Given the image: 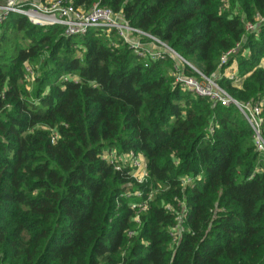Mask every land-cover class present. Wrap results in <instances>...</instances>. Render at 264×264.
Wrapping results in <instances>:
<instances>
[{
    "label": "trees",
    "instance_id": "1",
    "mask_svg": "<svg viewBox=\"0 0 264 264\" xmlns=\"http://www.w3.org/2000/svg\"><path fill=\"white\" fill-rule=\"evenodd\" d=\"M73 2L123 13L238 103L264 100V25L246 32L264 0ZM64 32L15 14L0 27V264H264V153L239 108L184 91L173 60L140 59L115 32ZM239 44L228 67L249 76L235 85L218 74ZM112 149L142 154L147 181L105 160Z\"/></svg>",
    "mask_w": 264,
    "mask_h": 264
},
{
    "label": "built area",
    "instance_id": "2",
    "mask_svg": "<svg viewBox=\"0 0 264 264\" xmlns=\"http://www.w3.org/2000/svg\"><path fill=\"white\" fill-rule=\"evenodd\" d=\"M21 15L27 17L35 26L49 28L62 27L66 37L85 36L92 29L103 30L110 34L115 32L116 35L124 40L132 49L136 57L143 60H167L174 62L171 76L175 79L184 91H190L195 95L208 98L215 104L222 106H230L234 104L244 114L254 131V138L258 150L264 153V133L263 127V109L264 100L257 103L240 104L234 100L216 81V78H208L196 69L190 62L183 59L178 53L170 48L165 42L159 38L146 33L138 28L132 27L123 13H116L112 9L96 3L89 11L76 8L73 0H0V27L11 15ZM256 23H246V32L256 33V29L260 25H264V17L257 15ZM241 44L235 50L226 53L221 60L219 77L229 79L235 85H241L249 74L240 72L239 68L234 64L228 67L230 59L235 56L241 49ZM247 56L250 52L246 51ZM80 57L82 55L80 54ZM226 69L221 70L222 67ZM186 69L197 73L200 78L193 75H187ZM27 80H34L35 69L32 65H27ZM64 81L76 80L72 75H66L62 78ZM104 159L115 169H121L122 165L130 168L132 177L139 183L143 184L149 178L148 165L146 158L142 154L130 152L121 156L116 150H108L104 154ZM122 164V165H121ZM202 175L197 177L186 176L183 179V187L192 186L195 182L201 181ZM155 192H151L144 203L133 204L132 209L139 212L148 210V202L152 201ZM142 198L141 192L128 193L127 198ZM167 210L176 212L170 205ZM177 225L174 226L171 235L174 242H178L182 233L185 231L182 219L178 215ZM137 223L140 222V216L135 218ZM131 237L134 236L130 232Z\"/></svg>",
    "mask_w": 264,
    "mask_h": 264
},
{
    "label": "rangeland",
    "instance_id": "3",
    "mask_svg": "<svg viewBox=\"0 0 264 264\" xmlns=\"http://www.w3.org/2000/svg\"><path fill=\"white\" fill-rule=\"evenodd\" d=\"M245 55H246V54H245ZM263 61H264V60H263ZM263 61H262V62H263ZM262 62H261L260 67L264 69V64H263V66H262ZM34 64H35V67H36V70H35L36 72H35V75H34V80H35L36 78L40 77V75H41V72H39V68H40L41 64H40L39 61H36ZM234 64H235V63H234ZM192 65H193L196 69L199 70V68H198V66H197L196 64H193V63H192ZM235 65H236L237 68H238V65H237V64H235ZM191 74H192L194 77L200 78L199 75H198L197 73H195V74H194V73H191ZM191 74H190V75H191ZM34 80L31 81L30 85L33 86L32 83L34 82Z\"/></svg>",
    "mask_w": 264,
    "mask_h": 264
},
{
    "label": "crops",
    "instance_id": "4",
    "mask_svg": "<svg viewBox=\"0 0 264 264\" xmlns=\"http://www.w3.org/2000/svg\"><path fill=\"white\" fill-rule=\"evenodd\" d=\"M263 61V60H262ZM263 64H264V61L262 62V66H263Z\"/></svg>",
    "mask_w": 264,
    "mask_h": 264
}]
</instances>
